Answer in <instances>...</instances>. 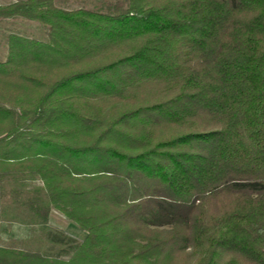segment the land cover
<instances>
[{
	"label": "trees",
	"instance_id": "obj_1",
	"mask_svg": "<svg viewBox=\"0 0 264 264\" xmlns=\"http://www.w3.org/2000/svg\"><path fill=\"white\" fill-rule=\"evenodd\" d=\"M2 1L0 202L86 238L0 264H264V0Z\"/></svg>",
	"mask_w": 264,
	"mask_h": 264
},
{
	"label": "rangeland",
	"instance_id": "obj_2",
	"mask_svg": "<svg viewBox=\"0 0 264 264\" xmlns=\"http://www.w3.org/2000/svg\"><path fill=\"white\" fill-rule=\"evenodd\" d=\"M5 3L0 0V5ZM64 6V5H63ZM9 34H17L28 38L40 39L41 31L22 19H11L0 23V51L5 54L3 44ZM16 189H33L41 186L39 181H28L12 184ZM62 235L79 242L86 238L76 223L67 220L61 213L52 210L48 228L37 224L35 217L27 210L17 208L9 203L0 202V247L24 252L39 253L46 258L62 255L70 246L55 243L54 237Z\"/></svg>",
	"mask_w": 264,
	"mask_h": 264
}]
</instances>
